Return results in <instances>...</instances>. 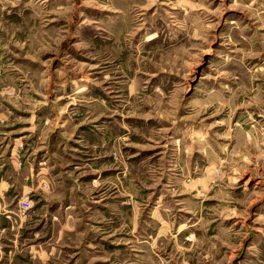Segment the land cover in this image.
Segmentation results:
<instances>
[{
  "label": "rangeland",
  "instance_id": "1",
  "mask_svg": "<svg viewBox=\"0 0 264 264\" xmlns=\"http://www.w3.org/2000/svg\"><path fill=\"white\" fill-rule=\"evenodd\" d=\"M1 132L0 264H264V0H0Z\"/></svg>",
  "mask_w": 264,
  "mask_h": 264
},
{
  "label": "crops",
  "instance_id": "2",
  "mask_svg": "<svg viewBox=\"0 0 264 264\" xmlns=\"http://www.w3.org/2000/svg\"><path fill=\"white\" fill-rule=\"evenodd\" d=\"M2 116H4V113L2 114ZM1 136L0 137V144H1V148L2 150L0 151V229L3 227V229H5V227H12V221H11V216H9L8 214L12 215L11 211H6L5 210V201L6 199L10 196V193H14V188L16 186H18L19 191L22 193L24 191L31 190V187H28V181L34 179L38 185H35L34 188L38 191V192H42L45 191H41V187L39 185V181L41 179L45 180L43 182H45L46 184H44L47 188L48 191V195L49 194H55V188L52 186L51 182H47V177L46 176H42V172L43 170H45L43 167L37 166L36 169H34L36 172L33 174L30 171H28V166L27 164H24L23 167L21 168H16V163L17 160L14 157H11L8 153L9 150V144H11V141L8 138V133L7 132H1L0 133ZM6 141V143H4ZM15 145V144H14ZM43 148V147H41ZM39 148L37 151H40ZM5 161H8V163L10 165H12V172L10 174H8L7 172H1L2 168L5 166ZM36 191V192H37ZM69 207V206H68ZM56 258H58L57 256H55Z\"/></svg>",
  "mask_w": 264,
  "mask_h": 264
},
{
  "label": "built area",
  "instance_id": "3",
  "mask_svg": "<svg viewBox=\"0 0 264 264\" xmlns=\"http://www.w3.org/2000/svg\"><path fill=\"white\" fill-rule=\"evenodd\" d=\"M31 203L29 202V200L27 198H25L24 200H22L18 206L17 209V216L19 218H26L28 212L31 210Z\"/></svg>",
  "mask_w": 264,
  "mask_h": 264
},
{
  "label": "bare ground",
  "instance_id": "4",
  "mask_svg": "<svg viewBox=\"0 0 264 264\" xmlns=\"http://www.w3.org/2000/svg\"><path fill=\"white\" fill-rule=\"evenodd\" d=\"M82 90V89H81ZM85 91V90H84ZM83 92V91H82ZM77 94V93H76Z\"/></svg>",
  "mask_w": 264,
  "mask_h": 264
}]
</instances>
